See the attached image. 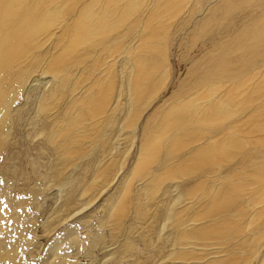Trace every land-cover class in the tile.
<instances>
[{"label":"bare ground","instance_id":"bare-ground-1","mask_svg":"<svg viewBox=\"0 0 264 264\" xmlns=\"http://www.w3.org/2000/svg\"><path fill=\"white\" fill-rule=\"evenodd\" d=\"M45 152L97 171L79 176L74 212L132 159L102 252L136 233L152 249L109 264H263L264 0H0V157L38 165ZM161 176L163 214L141 188ZM1 203L2 264H24L28 213Z\"/></svg>","mask_w":264,"mask_h":264},{"label":"rangeland","instance_id":"rangeland-1","mask_svg":"<svg viewBox=\"0 0 264 264\" xmlns=\"http://www.w3.org/2000/svg\"><path fill=\"white\" fill-rule=\"evenodd\" d=\"M196 41L194 40V43ZM192 44L191 42L186 44L183 48L184 53H180L178 58L176 56V59H174L172 75L170 74L173 79L184 72L182 58L185 52H189ZM170 90L169 87L161 95H169ZM20 154L21 159L19 161L15 159V156L12 159L0 157V178H3V173L6 172L5 180L7 182L5 187L0 189V202L3 203V208L7 206V203L22 204L20 210L28 213L27 220L29 223L26 225L28 227L26 233H28L29 237L25 235L30 242L27 251L32 256H26L24 264H109L113 259L111 255L113 251H116V253L119 251L122 256L121 263L126 261L132 263L133 256L131 255L135 254L143 257L140 254L141 249L144 251L152 249L149 243L143 244L142 237L136 233L134 236L123 234L119 238L129 236L133 240V248L125 247L124 249L120 247L119 243H115L102 252L103 241L107 243L114 242L116 241L114 234L120 235L117 232V227L124 218L118 205L117 196L122 185L133 190L129 180L126 179L133 172L134 165H132L133 163L131 164V158L127 159L123 170L119 172V176L108 187L104 188L102 195L101 192L95 193L94 195L97 196L88 207L74 212L73 207L77 204L82 194L79 176L84 173L88 178H91L97 171L84 169L82 172L79 170L72 172V169L64 166V156H58L60 161H56L54 159L55 155L46 154V152L36 155L38 165L29 160L30 158L28 160L25 158V160L23 158L25 153ZM17 162L21 164L19 166L21 171L14 169V165ZM113 162H122L121 156L118 155ZM3 165H7L6 171H4ZM24 165H27L31 171ZM64 169L66 172L63 171ZM108 169L109 167H107ZM179 173L182 175L181 170ZM178 174L177 176H180ZM124 175L127 176L124 177ZM165 178L164 176L159 177L157 183L162 184L157 188L153 181L148 186H141L142 190L151 193L154 212H159L160 214L166 211L165 205L167 202L164 194H162V186L169 181ZM108 180L111 181V179ZM5 193L9 194L8 200H4ZM178 193H181V191H178ZM68 197L69 200H67ZM159 198L163 199L165 205L155 207L154 202ZM5 214L7 215L6 212ZM15 214L19 215V212H15ZM6 215L5 219L0 222L3 226L2 228L4 230H13L12 220H7ZM20 226L21 231H23L25 224L23 226L20 224ZM138 230L142 232L139 227ZM13 234L16 235L15 232ZM152 236L156 235L153 234ZM7 238L9 239L10 237ZM153 238L155 242L153 240L152 243L156 244L158 240L155 237ZM6 239L5 241L8 240ZM169 239L171 240L172 236H169ZM163 241L167 242L166 239ZM208 242L212 244L211 240H208ZM5 252L8 253L9 249L0 245V264H2ZM254 260L255 258L250 260L251 264H256L262 259L256 258L255 262Z\"/></svg>","mask_w":264,"mask_h":264}]
</instances>
